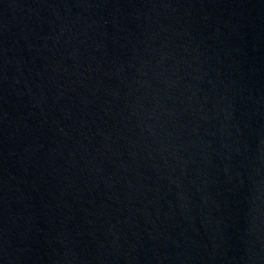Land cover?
Returning a JSON list of instances; mask_svg holds the SVG:
<instances>
[{
	"label": "water",
	"instance_id": "obj_1",
	"mask_svg": "<svg viewBox=\"0 0 264 264\" xmlns=\"http://www.w3.org/2000/svg\"><path fill=\"white\" fill-rule=\"evenodd\" d=\"M0 264H264V0H0Z\"/></svg>",
	"mask_w": 264,
	"mask_h": 264
}]
</instances>
